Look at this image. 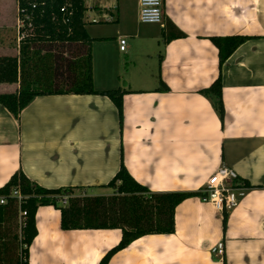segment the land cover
<instances>
[{
  "label": "crops",
  "instance_id": "0c3cea01",
  "mask_svg": "<svg viewBox=\"0 0 264 264\" xmlns=\"http://www.w3.org/2000/svg\"><path fill=\"white\" fill-rule=\"evenodd\" d=\"M88 7L94 89L108 90L95 86L94 72L97 64L109 69L110 51L138 67V77L109 88L124 91L122 116L97 94L39 95L16 117L0 104V188L22 171L45 188L107 195L112 189L104 186L122 161L151 192L200 193L225 165L247 184L225 228L222 214L191 196L175 209L174 233L144 235L107 264H264V0H165L160 23L140 22L136 0L135 22L123 28L124 1ZM17 8L18 0H0V56H18ZM98 21L109 24L91 31L88 23ZM232 35L249 39L220 66L211 37ZM94 44L102 49L98 63ZM220 74L223 120L199 93ZM19 86L0 83V94ZM57 199L67 204L66 196ZM35 222L28 264H99L122 237L117 228L62 230L53 205L39 206ZM220 241L222 257L213 251Z\"/></svg>",
  "mask_w": 264,
  "mask_h": 264
},
{
  "label": "trees",
  "instance_id": "16d2710c",
  "mask_svg": "<svg viewBox=\"0 0 264 264\" xmlns=\"http://www.w3.org/2000/svg\"><path fill=\"white\" fill-rule=\"evenodd\" d=\"M66 5L68 11L64 13L61 8ZM18 7L32 13V34L20 41L18 56H0V83H20L16 92L0 94V104L16 117L39 95L97 94L108 97L121 117L124 91L93 87L91 45L94 39L85 30V14L89 9L85 0H18ZM247 39L245 35L211 37L219 50L220 66ZM51 62H54L52 70ZM199 93L211 102L223 120L221 74ZM104 187L113 192L75 195L72 188H45L32 182L22 171L14 172L0 188V196L7 198L0 204V264H28L29 247L37 235L35 215L39 206L53 205L59 209L62 230L120 229L121 240L99 261L107 264L115 253L144 235L174 233L177 205L191 196L201 195L199 192H151L129 174L122 161ZM13 189L25 197L21 205L10 196ZM59 196L67 197L66 205L57 206ZM20 210L26 216L21 217ZM227 214H223V228Z\"/></svg>",
  "mask_w": 264,
  "mask_h": 264
},
{
  "label": "built area",
  "instance_id": "2783aa9c",
  "mask_svg": "<svg viewBox=\"0 0 264 264\" xmlns=\"http://www.w3.org/2000/svg\"><path fill=\"white\" fill-rule=\"evenodd\" d=\"M165 0H138L139 11L138 18L143 23H160L163 19V7ZM36 7L32 5V9ZM61 11L67 13V5L61 8ZM70 14V13H69ZM32 13L28 12L25 8H17L16 17V42L19 46L20 41L32 34L31 26ZM97 21V20H93ZM126 40L121 38L119 40L120 50L125 49ZM246 186L238 178L237 173L231 168L220 165L217 170L212 173L205 184L200 189V198L204 202L210 203L215 210L220 214L228 213L233 210L238 204L240 199L245 195ZM11 197L17 199L18 204L25 200V197L20 193L18 189H13ZM7 198L0 196V204H4ZM20 216H26V212L20 210ZM215 253L222 257L224 253L223 242H218L213 249Z\"/></svg>",
  "mask_w": 264,
  "mask_h": 264
},
{
  "label": "rangeland",
  "instance_id": "374dc122",
  "mask_svg": "<svg viewBox=\"0 0 264 264\" xmlns=\"http://www.w3.org/2000/svg\"><path fill=\"white\" fill-rule=\"evenodd\" d=\"M120 2L124 1L126 4L125 7V12L123 15V19L121 21V24L123 22V24L121 25V28H123L124 25H128V24H132V22H135V18H134V13H133V6L136 3V0H119ZM86 5L88 6L92 4V0H85ZM91 17V16H90ZM91 27V31L92 30H98L100 29L101 24H109V23H105L104 21H98L96 23H88ZM111 24V23H110ZM113 24H116V22L114 21ZM16 40V39H15ZM127 42H128V38H127ZM129 43L128 42L126 47H129ZM97 44H94V57H95V62L98 63L100 62V58H99V52L102 51V49L97 48ZM105 48V47H103ZM111 52V58H110V66L109 69L106 68L105 71L103 72V69L95 66V72H94V77H95V86L97 88L100 89H109V88H116L118 86H123L124 83L128 80H132L136 77L139 76V71H138V67L133 68V65L128 63L126 61V56L124 53H115L113 51ZM137 56H138V52ZM139 66L140 63H139ZM75 195H79L81 193V190H77L76 192L73 191ZM104 192V191H102ZM113 192V191H112ZM105 193H109L108 191L104 192L102 195H104ZM106 195V194H105ZM59 203H63L62 201H59Z\"/></svg>",
  "mask_w": 264,
  "mask_h": 264
}]
</instances>
